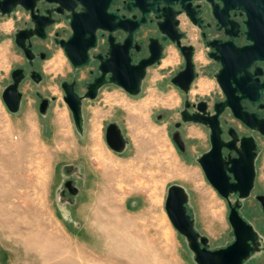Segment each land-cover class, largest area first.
I'll return each instance as SVG.
<instances>
[{
    "label": "rangeland",
    "instance_id": "obj_1",
    "mask_svg": "<svg viewBox=\"0 0 264 264\" xmlns=\"http://www.w3.org/2000/svg\"><path fill=\"white\" fill-rule=\"evenodd\" d=\"M19 25L13 16H0V264H101L104 260L105 264H196L164 208L170 184H179L188 193L187 213L196 231L208 238L209 249L231 243L228 204L195 160L207 147L205 131L198 124L183 125L182 135L190 145L187 156L171 139L183 96L166 80L157 88L161 75L153 71L138 95L112 87L87 102L81 133L62 100L42 115L27 94L21 110L11 113L1 91L11 68L21 60L10 38ZM51 52L42 62L45 82L37 88L61 97L57 83L70 66L61 50ZM167 59L171 61V53ZM195 88L199 96L210 88L219 90L215 80L202 76L190 96ZM160 112L165 117L158 120ZM111 122L126 140L122 152L106 144L105 129ZM68 179H73L76 195L63 187ZM259 193L264 194V150L257 160L255 188L239 209L262 241L243 264H264V212L255 199ZM230 199L235 201L233 195ZM10 218L21 222L16 234L2 231ZM112 228L115 237H106V230ZM51 237L61 246L55 259L48 257ZM41 250L48 254L43 260Z\"/></svg>",
    "mask_w": 264,
    "mask_h": 264
},
{
    "label": "flooded vegetation",
    "instance_id": "obj_2",
    "mask_svg": "<svg viewBox=\"0 0 264 264\" xmlns=\"http://www.w3.org/2000/svg\"><path fill=\"white\" fill-rule=\"evenodd\" d=\"M106 2L107 0H89L92 12L101 14L105 11L112 16L108 20L109 28H99L95 31V43L88 48V62L78 68L73 66L66 55L61 41H67L73 34L69 18L71 13L84 11V6L80 0H27L26 5L28 8L17 4L10 14H0V16H13L15 21L21 22V25L16 27L10 34L14 46L20 52L19 58L21 60L11 68L9 80L3 86L4 89L14 83L13 72L16 71L15 76L18 77L17 92L20 94L19 107L16 112L24 106L26 99H28L27 94L32 96V106L36 107L39 112L43 105L44 113H41L42 115H45L50 106L58 100H62L68 107L65 96L66 89L69 88L81 98L84 128L83 108L87 102L95 101L101 95L109 93L112 87L119 88L127 93L112 81V77L121 80L123 74L128 72L129 65L131 67L138 65L143 60H153V63L145 67L139 94L144 91L154 71L161 75L155 82L157 88L160 86V81L164 82L166 80L173 89L183 96L179 118L173 124L171 139L179 152L187 156L190 145L182 135L183 125L194 123L203 128L207 136V147L196 156L195 160L205 176L198 158L210 152L213 147L212 129L208 124L183 121L182 112L186 111V116L197 113L203 117H212L216 113L217 104L225 100V93L217 82V74L222 69L223 64L220 59L215 57L214 52L218 47L222 51H229L233 54L228 44L229 41L233 43L235 48L253 47L247 66L248 75L241 69L243 64L238 59L235 67L231 69L232 74L237 72L236 77L241 76L242 78L249 76L248 80L252 85V91L255 84L260 86L263 83L264 20H260L261 24L258 32H254L252 38L248 39L245 24L246 14L240 10H232L228 12L225 19L223 12L220 11L222 7L220 0H186L184 4H188L187 9H184L180 1L177 0H138L137 6L131 5L130 0H112L108 5H106ZM129 5H131V9L128 8ZM69 6H72V9H68ZM214 8L216 9L215 12ZM143 14L144 20L133 32L132 42L129 46L128 19L136 21L141 19ZM191 15L198 20L197 23L191 19ZM220 20L224 23L228 22L227 20L233 22L227 23L225 27L222 26ZM162 21H164V28L166 33L171 36V40L164 39L165 34L161 32L159 27V23ZM36 26H42V34L33 33L37 28ZM20 31H27L29 34L24 39L25 48L16 43V35ZM177 41H179V44ZM182 46L186 47L184 51L181 49ZM53 49L61 50L68 59L70 66L67 74H60L57 83L61 97L48 88L44 90L37 88L46 79L42 62L50 58ZM170 53L171 67L170 63L162 66L163 60L169 58ZM219 54L220 51L216 53V56ZM186 55H189L193 64V78L185 91L176 85L173 79L185 68ZM200 76L208 80H215L219 90L210 88L202 96H199L201 93L195 88L193 96H190L193 84ZM96 80H100V84L96 90L94 89L95 96L89 98L87 96L89 87ZM261 94V97L256 100L253 91L251 99L241 101L243 110L250 115L251 125H247L235 117L229 107L223 108L218 114V129L221 141L220 155L213 157L210 163L215 167L214 170L225 174L229 178V182H234L233 171L230 170L231 161L239 157L238 151L242 149V140L245 138L251 137L255 143L254 166L256 175L257 160L264 150V135L256 127L264 125V89L261 90ZM4 106L8 110L5 104ZM227 114L233 120L227 119L225 117ZM164 117L165 112H160L157 115L158 120ZM175 134H177L182 144V149L173 140ZM260 141L263 142V145ZM237 195L233 194L235 199ZM257 195L264 194L259 193L255 197Z\"/></svg>",
    "mask_w": 264,
    "mask_h": 264
},
{
    "label": "water",
    "instance_id": "obj_3",
    "mask_svg": "<svg viewBox=\"0 0 264 264\" xmlns=\"http://www.w3.org/2000/svg\"><path fill=\"white\" fill-rule=\"evenodd\" d=\"M26 1L27 0H0V14H10L17 4L28 8ZM80 1L84 6V11L80 13H71L69 18L73 34L67 41H61L66 55L75 68L87 64L88 48L95 43V31L99 28H109L108 20L112 16L105 11L101 14L94 13L90 9L89 0ZM110 1L112 0H107L106 5H108ZM177 1H180L184 9H187L188 4H184L186 0ZM220 1L222 3L220 11L223 12L225 19L227 18L228 12L232 10H240L246 14V35L248 39H251L252 34L258 32L260 28V20H264V0ZM130 4L137 6L138 0H130ZM131 5L128 6L129 9H131ZM152 7L155 6L152 5ZM215 8L214 12L216 10ZM68 9H72V6H69ZM190 17L195 23L198 22L194 16L191 15ZM143 20L144 14L141 19L136 21L130 18L128 19L129 46L132 42L133 32L139 27ZM227 21L226 23L222 21L220 23L222 26L226 27L227 23L233 22L232 20ZM36 27L33 33L42 34V26ZM159 27L161 32L165 34L164 39L171 40V36L166 33V29L164 28V21L159 23ZM28 35L27 31L18 32L16 35V43L24 47V39ZM177 42L179 44V41ZM228 44L233 54L229 51H222L218 47H216L214 52L215 57L220 59L223 64L222 69L217 74V82L225 93V100L217 104L216 113L212 117H203L197 113L186 116V111H183L182 120L208 124L212 129L211 139L213 147L210 152L200 156L198 162L202 166L208 182L228 204V221L232 228L234 240L225 247L218 249H209L207 247L208 238L196 231L193 218L187 213L188 193L181 185L170 184L168 186L164 203V208L171 224L179 234L185 237L187 247L192 252L196 264H243L244 261L248 260L253 253L258 250L262 241V236L259 232L239 213V209L242 205L241 201L251 195L256 178L254 166L256 151L253 138L250 137L242 140V149L238 151L239 157L231 161L232 165L230 170L233 171L234 182H229V178L225 176V174L214 170L215 167L210 163L213 157L220 155L219 148L221 141L219 138L218 114L223 108L229 107L235 117L239 118L245 124L251 125L250 115L243 110L241 101L243 99H251L253 91L256 100H258L262 95L261 90L264 89L263 81L260 86L255 84L254 90L252 91V85H250L248 80L249 76L247 78H242L241 76L236 77L238 73L235 72L232 74L231 72V69L235 67L236 60L238 59L242 61L243 64L241 69L247 74L248 61L253 52V47L244 46L235 48L231 41H229ZM185 48L186 47L183 46L181 47L183 51ZM218 51H220V54L216 56ZM151 63H153V60H143L139 62L138 65L131 67L129 65L128 72L123 74L121 80H116L112 77V81L122 87L130 95H138L140 92L141 79L145 73V67ZM15 74L16 71L13 72L14 83L5 87L1 94L2 101L12 113L18 110L20 99V94L17 92L18 77H16ZM192 78L193 64L189 55H186L185 68L179 72L173 79V82L186 91ZM99 84L100 80H96L95 83L90 85L87 93L89 98L95 96L94 89L96 90ZM65 101L70 109L75 128L81 133L83 131L81 98L72 89L67 88ZM40 113H44L43 105L40 108ZM256 127L264 135V125ZM173 140L179 148L182 149V144L177 134L173 135ZM105 141L108 147L115 152H122L126 146L124 135L119 126L114 122L109 123L106 127ZM66 170L71 171L70 168ZM63 187L68 191L69 195L73 196L78 192V189L74 186L73 179L66 180L63 183ZM233 194H238L234 202L230 199V195ZM255 198L259 201L262 211L264 212V195H257Z\"/></svg>",
    "mask_w": 264,
    "mask_h": 264
},
{
    "label": "bare ground",
    "instance_id": "obj_4",
    "mask_svg": "<svg viewBox=\"0 0 264 264\" xmlns=\"http://www.w3.org/2000/svg\"><path fill=\"white\" fill-rule=\"evenodd\" d=\"M95 219H96L95 223H97V224L100 223L99 222L100 216L98 214H96ZM10 222L13 223V226L7 225ZM20 229H21L20 220L16 219V218H14V219L10 218V219H6L4 221L2 231L9 233V234H11V233L16 234V232L19 231ZM115 230H116V228L106 230V237H115V235H116ZM42 232H43V230H40V233H42ZM60 249H61V246L56 243V240L53 237H51V242H50V247H49V255L46 253L45 250H41L42 251L41 259L43 260L44 258H46L47 255L51 259H55L59 255ZM105 261L106 260H104L101 264H105Z\"/></svg>",
    "mask_w": 264,
    "mask_h": 264
},
{
    "label": "crops",
    "instance_id": "obj_5",
    "mask_svg": "<svg viewBox=\"0 0 264 264\" xmlns=\"http://www.w3.org/2000/svg\"><path fill=\"white\" fill-rule=\"evenodd\" d=\"M171 63L170 59H165L162 62V66H166L167 64Z\"/></svg>",
    "mask_w": 264,
    "mask_h": 264
}]
</instances>
